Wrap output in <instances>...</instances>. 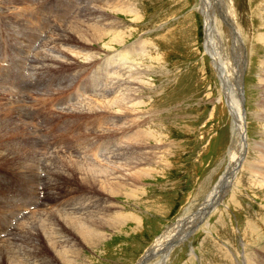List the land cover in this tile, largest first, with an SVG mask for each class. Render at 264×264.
Masks as SVG:
<instances>
[{
    "label": "rangeland",
    "instance_id": "obj_1",
    "mask_svg": "<svg viewBox=\"0 0 264 264\" xmlns=\"http://www.w3.org/2000/svg\"><path fill=\"white\" fill-rule=\"evenodd\" d=\"M8 1L4 4L0 2V57L8 59L10 67L14 65L16 71L22 69L20 76L17 73L13 76L18 85H13L11 96L15 98L17 93L25 94L26 107L30 103L29 96L30 100L34 98L42 120L45 118L40 108L47 104L50 108L47 118L57 124L55 133L51 131L52 124H48L47 120L43 122L45 127L36 118L30 119L47 136L52 133L55 139L65 129L77 130V126L73 129L68 127V124L75 123V118L69 119L61 110L57 111V106L61 102H67L70 106L78 103L75 99L81 91L78 81L73 78L75 81L69 86L68 92L59 96L50 94L69 80L56 76L63 74L40 68L38 56L41 54L42 57L41 51L46 48L44 43L48 34L60 30L63 27L60 22L64 23L74 16L84 0ZM133 1L142 14L140 20L134 21L131 15L124 13L114 14L125 24V44L128 47L138 40L147 42L148 52L138 53L136 57L148 74L144 76L145 83L137 86L143 85L139 92L145 101L141 113L147 121L149 119V124L144 123L146 125L143 127L155 135L148 144L149 148L155 149V165L152 166L153 170L150 169V175L138 183L137 198L123 196L110 199L115 206H121L123 212L135 214L137 224L131 220L119 232L107 229L106 243L97 251H85L84 264H137L169 225L194 214L204 203L230 164L229 148L236 134V123L225 105L221 80L206 45V21L200 9V0ZM215 2L211 0V3ZM211 8L221 13L220 7L214 5ZM231 10L243 47L239 49L246 53L248 63L244 76V131L247 145L244 163L237 164L241 169L245 163L252 164L256 154L264 152V0H233ZM219 14L217 22L224 50L227 52L231 47L233 51V39L228 36V22L220 19ZM108 39L98 43L95 50L102 53L107 51L104 44L109 42ZM51 66L49 64L48 68L53 69ZM62 69L74 68L65 65ZM23 70L31 71V77L38 79L40 86L29 84L28 79H25L26 71ZM84 79L88 80V77ZM78 80L81 82V78ZM69 101L72 102L69 104ZM67 105L64 106L67 108ZM85 129L86 126L78 129L81 133L77 136H82ZM146 165L150 166L144 163ZM11 170L13 168H9L10 173ZM249 173L247 168L239 171L235 184L218 200L216 207L211 208L203 226L200 225L188 238L177 244L165 264H244L247 259L253 260L254 264H264V186ZM8 185V190L15 195L14 184ZM18 187L21 188L20 185ZM44 189L46 191V187ZM72 190L64 199L74 196ZM86 190L80 188L77 192ZM46 196L43 201L49 200V204L54 205L50 194ZM29 207L26 217L44 206ZM251 226L255 227V232L249 229ZM154 259L148 264H157L158 258Z\"/></svg>",
    "mask_w": 264,
    "mask_h": 264
},
{
    "label": "bare ground",
    "instance_id": "obj_2",
    "mask_svg": "<svg viewBox=\"0 0 264 264\" xmlns=\"http://www.w3.org/2000/svg\"><path fill=\"white\" fill-rule=\"evenodd\" d=\"M200 2L206 21V45L221 80L225 105L236 123V134L229 148L230 164L196 212L169 225L137 264H148L154 258H158L157 264H165L173 248L200 225L203 226L211 208L235 184L241 169L247 168L264 186V152L256 154L257 159L253 157L250 165L245 163L241 169L237 165L244 163L247 145L244 76L248 63L246 53L239 49L243 47L234 26L233 0H216L215 4L211 0ZM82 4L74 16L60 22L63 26L60 30L53 29L54 32L45 36L46 48L41 51L42 57L41 54L38 56L40 68L63 74L56 76L69 80L50 94L59 96L68 92L69 86L78 81L81 91L77 97L74 95L78 103L70 106L61 102L57 106V111L61 110L69 119L75 118V123L68 124V127L77 126V130H62L63 133L53 139L54 136H47L39 125L32 124L30 119L33 116L25 106L27 96L23 93H17L15 98L11 96L16 83L13 76L16 73L20 76L22 69L16 71L15 67L6 69L0 66V165L4 167L0 168V264H84L85 251H97L106 243L107 229L119 232L125 223L138 222L135 214L127 212V215L110 199L137 198L138 183L150 175L149 171L155 165V149L148 146L155 135L143 127L149 119L147 121L141 113L145 101L139 92L143 85L137 86L145 83L144 76L148 74L136 57L138 53L148 52L147 42L138 40L128 47L125 44V24L114 13L131 15L134 21L140 20L142 14L133 0H84ZM214 5L221 8L220 14L211 8ZM218 14L220 19L228 22L233 51L231 47L227 52L224 50L219 36ZM108 37L109 42L104 44L107 51L99 47L105 54L95 50L96 45ZM116 51L118 54L115 55ZM49 64L53 69L48 68ZM65 65L74 69H62ZM5 76L8 77L5 79ZM86 77L88 80L84 79ZM46 101L47 98L44 103ZM48 108L46 104L40 109L54 132L58 130L55 129L57 124L47 118ZM82 126L86 129L78 137L81 133L78 129L81 130ZM75 136L77 138L73 140ZM144 163L150 166H144ZM9 168H13L11 173ZM41 171L46 172L43 180L54 205L49 204V200L41 201ZM9 183L16 187L15 195L8 190ZM80 188L87 190L77 192ZM71 190L74 196L64 199ZM40 204L44 207L26 217L29 206ZM249 229L256 230L254 226ZM245 262L252 264L254 261L247 259Z\"/></svg>",
    "mask_w": 264,
    "mask_h": 264
}]
</instances>
